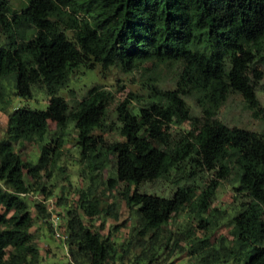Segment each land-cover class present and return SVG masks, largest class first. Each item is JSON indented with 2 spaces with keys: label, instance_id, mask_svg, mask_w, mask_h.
I'll list each match as a JSON object with an SVG mask.
<instances>
[{
  "label": "trees",
  "instance_id": "trees-1",
  "mask_svg": "<svg viewBox=\"0 0 264 264\" xmlns=\"http://www.w3.org/2000/svg\"><path fill=\"white\" fill-rule=\"evenodd\" d=\"M22 23L31 29L24 30ZM2 28L6 39L0 40V107L9 102L10 88L32 97L38 85L50 98L46 109H13L0 139V264H51L43 262L32 231V207L65 243L69 260L63 264H126L129 243L118 247L83 218L102 212L118 218L114 203L101 206L88 187L68 204V197H54L42 182L45 171L61 158L70 123L78 131L81 160L86 162L83 172L100 169L101 154H114L116 175L108 184L128 183L123 197L139 217L140 232L158 236L172 215L187 207L206 228L205 214L219 181L213 179L200 192L183 184L171 197L141 192L137 185L162 177L188 158L208 168L219 166V177L233 174L235 188L247 193L250 201L232 217L229 244L196 248L204 250L199 251V264H264V133L229 126L216 116L229 94L240 92L264 120V106L249 74L252 62L264 60V0H28L20 13L11 11L8 0H0ZM143 60L181 62L176 88H155L143 106L128 98L122 101L117 116L125 139L99 143L103 139L94 131L106 121L111 91L96 84L70 106L60 89L82 67L131 71ZM187 97L196 101L202 117L192 114ZM51 121L56 128L47 138ZM185 121H190V129L181 133L174 147H167L170 125ZM35 139L42 142L38 160L23 158L16 144ZM130 185L136 187L132 190ZM48 198L53 199V210L45 202ZM64 203L67 236L62 238L52 215L57 213L60 221L57 207ZM202 241L206 244L208 238ZM145 257L137 254L130 264H145ZM153 261L150 255L147 264Z\"/></svg>",
  "mask_w": 264,
  "mask_h": 264
},
{
  "label": "rangeland",
  "instance_id": "rangeland-1",
  "mask_svg": "<svg viewBox=\"0 0 264 264\" xmlns=\"http://www.w3.org/2000/svg\"><path fill=\"white\" fill-rule=\"evenodd\" d=\"M27 2L28 0H8L13 13H20ZM21 27L26 31L31 29V26L23 23ZM5 39L6 32L2 28L0 29V40ZM180 70L181 62L179 61L158 63L148 60L141 61L131 71H126L118 66H112L105 71H100L99 65L95 69L82 67L72 74L68 84L60 89L59 95L66 98L71 106L83 98L88 90L96 84L110 90L113 98L109 104L108 116L105 123L94 131V135L102 137L103 140H99V143L122 141L125 138L119 131L118 105L127 98L132 100L135 105H146L149 103V94L155 88H176ZM249 74L256 83L257 95L264 106V60L257 59L252 62ZM259 75L262 77L259 78ZM49 98L46 89L40 88L38 85L34 86L32 97L17 95L14 89L10 88L9 102L0 107V139L7 133L8 118L13 109L22 106L46 109ZM187 101L191 106L192 114L202 117L201 108L196 104V101L192 97H187ZM216 116L229 126L244 127L264 133V120L254 114L240 92L230 93L219 107ZM190 126V121L179 125L172 123L167 147H174L176 139L181 136V133L190 129ZM50 128L52 133H49L47 138L54 136L56 128L54 121L50 122ZM40 144L42 142L36 139L27 140L16 144V148L23 158L37 161L41 149ZM99 158H104V165L100 169L82 171L86 162L81 160L78 131L75 125L70 123L66 128L61 158L55 166L49 167L50 171H45L42 182L51 188L54 197H68V204H73L76 197L79 196L80 190L88 189V187L99 199L101 206L114 203L119 213L118 218L105 212L96 214L92 218L85 216L83 218L92 229H102L104 235L110 236L116 241L118 247L122 243H129V251L124 259L126 264H130L137 254L147 255L144 259L145 264L149 262L150 255L154 256V261L151 264H199L201 261V252L199 251L204 250L201 248L197 251L196 248L202 246L210 249L212 245L229 244L233 237L231 234L232 217L242 209V203L250 201V196L247 193L235 188L237 183L233 174L219 177V166L208 168L205 165H198L190 158L185 159L180 163L179 168L174 167L162 177L142 182L137 185V188L141 192L171 197L180 185H192L200 192L213 179H218L219 185L215 190L212 205L205 214L208 225L206 228L200 227L195 214L187 207L174 213L169 221L162 226L158 236H154L152 231L140 232L139 217L135 209L129 208L126 204L123 192L129 186L128 183L118 181L113 187L108 184V178L116 175L114 154L107 156L101 154ZM192 169H195L194 174L188 175ZM130 187L133 190L136 186L130 185ZM65 207V203L57 207L60 221L63 223V230L66 228L67 220ZM36 212L35 207H32L35 217L32 231L42 249L43 262L51 264L67 262L69 257L65 243L53 235L42 219L36 217ZM191 238L195 241L193 246L189 243ZM205 238H208L206 244L202 241ZM177 239L178 244L174 246Z\"/></svg>",
  "mask_w": 264,
  "mask_h": 264
},
{
  "label": "built area",
  "instance_id": "built-area-1",
  "mask_svg": "<svg viewBox=\"0 0 264 264\" xmlns=\"http://www.w3.org/2000/svg\"><path fill=\"white\" fill-rule=\"evenodd\" d=\"M45 202H47L48 204H50V209L53 210V199L52 198H48L45 200ZM52 221H53V225L56 231V234L62 238H65L67 235L65 234L64 230L60 227V221L58 219L57 213H55L53 211V215H52Z\"/></svg>",
  "mask_w": 264,
  "mask_h": 264
}]
</instances>
